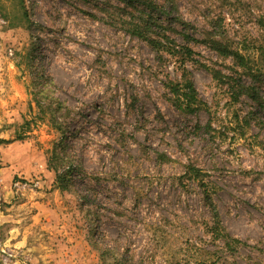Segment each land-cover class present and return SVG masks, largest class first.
Here are the masks:
<instances>
[{
    "label": "rangeland",
    "instance_id": "1",
    "mask_svg": "<svg viewBox=\"0 0 264 264\" xmlns=\"http://www.w3.org/2000/svg\"><path fill=\"white\" fill-rule=\"evenodd\" d=\"M175 2L170 18L197 40L215 24L240 48L264 21V0ZM115 6L25 0L27 25L17 0H0V140L10 141L0 144V264H264V110L244 96L232 101L201 67L230 76L231 59L189 42L197 63L184 67L205 108L178 112L165 87L179 81L176 60L130 37ZM27 53L53 84L64 136L36 111ZM250 58L264 72L259 53ZM50 160L60 174L72 166L69 190L55 185ZM188 166L206 187L184 176ZM205 190L240 242L231 249L207 231Z\"/></svg>",
    "mask_w": 264,
    "mask_h": 264
},
{
    "label": "trees",
    "instance_id": "2",
    "mask_svg": "<svg viewBox=\"0 0 264 264\" xmlns=\"http://www.w3.org/2000/svg\"><path fill=\"white\" fill-rule=\"evenodd\" d=\"M114 1L121 5L117 7L115 6L117 10L116 17H121L122 21H120V24L130 37H134L146 43L158 54H166L176 60L178 68L181 71L179 81L168 82L165 87L169 94V102L178 112L191 115L205 108V104L198 97L197 91L184 67V64L187 62L197 63L193 57V50L188 46L189 42L202 44L209 50L216 53L217 56L224 59H231L233 63V71L230 76H225L217 70H211L203 64H201V67H204L207 71H209L212 78L218 81V83L228 86L231 91L230 99L232 101L237 102L240 97L244 96L264 110V97L259 94L261 87L264 86V82L262 80L264 78V72L263 70L252 66L250 58L252 52H258L264 59V21L262 18H259L262 27L260 28V34L257 35L256 38H243L241 40L242 44L240 48H236V46L233 47V42L229 40L226 32H216L219 31V27L215 24L212 25V30L210 32H205L202 40H197L196 38H192V36L186 34V28L189 27V25L181 20L172 21L169 16L171 8L176 4L175 0H164L162 4H160L157 0ZM17 4L23 22L27 25L31 24L27 15L28 11L25 8V0H17ZM109 6L112 5L109 4ZM1 16L6 18L3 12ZM179 27H184L185 30L182 29V31H179ZM172 35H179L182 41L186 42V44L179 45ZM25 60H27V65L34 69V76L31 78L30 85L32 86L31 95L37 113L41 116H45L48 112L51 115L50 120L52 127L64 136V124L59 122L61 118H64V115L60 117V103L51 97L52 92L50 91V87H52L53 84L50 78L41 70L33 67L32 54L27 53L25 55ZM223 79H225V81ZM245 80H249L252 83L250 85L245 84ZM52 106L55 107L54 114L53 111L50 110ZM29 126L30 123L28 121H24L23 124L19 126L20 132L17 134L15 140H21L22 132L28 130ZM67 137L68 136L62 138L55 145L52 152V157L56 163L64 161L63 157H60V154L64 151L63 141L66 140ZM9 143L10 141L0 140L1 145ZM160 157H162L164 161H168L165 156L162 155ZM48 165H50V170L55 171L56 176L54 183L57 185V188L61 191L69 190L71 174L70 169L72 166L70 165L68 172L65 174H60L56 170V166H51V160ZM201 175L202 174L199 169L193 166H188L184 176L191 180L199 181L202 187H206L203 186L205 184L202 180H200ZM204 203L212 209L213 224L207 228V231L213 240H223L227 247H230L231 245H238L240 242L237 239L230 238L220 225L219 219L217 218L213 208L210 193L207 192V190L204 192ZM115 264L121 263L115 262Z\"/></svg>",
    "mask_w": 264,
    "mask_h": 264
}]
</instances>
